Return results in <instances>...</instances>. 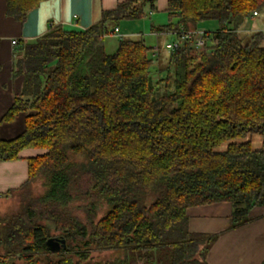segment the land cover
I'll use <instances>...</instances> for the list:
<instances>
[{
    "label": "trees",
    "instance_id": "1",
    "mask_svg": "<svg viewBox=\"0 0 264 264\" xmlns=\"http://www.w3.org/2000/svg\"><path fill=\"white\" fill-rule=\"evenodd\" d=\"M40 1L5 0L6 14L22 22ZM155 2L122 0L85 29L55 25L17 45L22 86L0 122L25 112V128L0 137V162L42 153L27 157L19 188L0 194L25 202L0 215L3 263L83 264L93 249L112 254L85 264H208L217 235L189 231L187 209L226 201L234 228L264 206V147L250 138L264 142V32H240L264 0H168L166 21L150 28L178 45L156 77V50L142 38L105 50L116 25ZM209 22L203 48L179 39ZM52 230L68 240L59 252L45 247Z\"/></svg>",
    "mask_w": 264,
    "mask_h": 264
},
{
    "label": "crops",
    "instance_id": "2",
    "mask_svg": "<svg viewBox=\"0 0 264 264\" xmlns=\"http://www.w3.org/2000/svg\"><path fill=\"white\" fill-rule=\"evenodd\" d=\"M120 1L122 0H41L28 11L25 19L20 22L6 14V2L0 0V119L13 103L14 97L20 93L22 86L23 77L14 75L12 67L19 42L38 38L48 28L55 25H62L68 29H85L100 20L103 10L114 8ZM167 1L156 0V9L153 12L148 11V14L141 19L122 21L116 25L118 32H122L123 37L142 38L146 44L152 46L156 50L157 66L162 65L164 61L166 62L165 59H168L169 56V52L165 54L159 50V39H167L169 36L164 33H153L150 27L151 25H161L166 21ZM253 17L251 15L250 18ZM247 22L241 32L247 30ZM248 30L249 32L257 30L264 32V24H254ZM14 39L17 40L16 44L11 43V40ZM152 53H155V51ZM25 116V112H20L10 121L0 122V137L9 139L20 134L25 128ZM40 153L42 151L39 149L28 148L20 152V158L0 162V194L8 189L15 190L19 188L27 180V157ZM4 200H10V198L6 199L0 195V201ZM230 213L231 205L226 201L190 207L186 213L188 215L187 228L189 231L223 233L225 226L230 221ZM250 215L254 219L249 226L256 228V234L253 236L245 235V238L255 240L251 246L260 250L264 256V206L254 208ZM222 235L214 244V248L217 244L219 245ZM229 235L231 234L228 233L224 236ZM212 251L213 248L206 255L207 263L222 264L214 258ZM10 258L14 262H18L19 254L16 253ZM6 261L10 263L9 259H6Z\"/></svg>",
    "mask_w": 264,
    "mask_h": 264
},
{
    "label": "rangeland",
    "instance_id": "3",
    "mask_svg": "<svg viewBox=\"0 0 264 264\" xmlns=\"http://www.w3.org/2000/svg\"><path fill=\"white\" fill-rule=\"evenodd\" d=\"M254 24L255 25H263L264 24V6L258 11L257 16H254L253 18L248 19L247 26H246L247 30H245V32H243V33L241 31L240 32L242 34L248 35L250 33L248 29L250 28V26H252ZM211 25H212L211 22H209V24L203 23L200 25V28L204 29V30H209V29H211ZM120 33L122 35V32H120ZM132 37H134V36H132ZM117 39L118 38L116 36L105 38V50L107 52L110 53V52L114 51L116 44H117ZM166 41H167L166 38H161V39H159V44H158L159 50L162 51L161 53H165V54H167V52H168L164 48V44ZM165 60H167V59H165ZM165 65H166V62L164 61V63L162 64V68L165 67ZM160 66L161 65H159V66L153 65L152 66V75L154 77L157 76V73L155 70L160 68ZM163 76H164V73H162V77ZM247 138H249V137H247ZM250 138L253 140L251 142H253V145L255 147H260V146L264 147V142H263V139L261 137L259 138V137L252 136ZM225 145H226V143H223L222 147H225ZM42 189H43V186L41 185L40 180L34 181L32 184L29 185V192L34 197L38 196L42 192ZM22 201L23 200L21 199V197H12V199H10V200H4L2 202L0 201V215H4V214L7 215V214H11V213H16L17 211H19L21 209V207L23 206V203H25ZM73 207H74V205H73ZM105 210H106V207L103 208V210L100 214H102ZM72 213L74 215H77L82 222L86 221L83 210L75 209L72 211ZM251 222H248V223H245L243 225L231 228L230 227L231 220H230L228 225L225 226L223 233L222 232H213V231L212 232H205V231H199V230L198 231L201 233H208V234H216L217 235L216 240H214L215 242L211 245L208 252H210L213 248L212 255L220 263H222V264H264V256H263L262 252L260 250H257V248H253L251 246L252 244H254L255 240H250L248 238H245V235L246 236H253L254 234H256L255 233L256 228H252L251 226H249ZM198 231H192V232H198ZM52 233L54 234V236H56L58 234H62V232H60V231L58 232V231H54V230H52ZM228 233H230L231 235H229L227 237L224 236ZM221 235L223 237L221 238L219 245L217 244L214 248V244L217 242L218 239H220ZM67 242H68V240H66V244H67ZM70 243L74 244V245L77 244L76 241H70ZM111 254L112 253L110 250L97 251V250L91 249L89 251V255H88L87 259H85L83 264H85L88 261L94 262V261H98V260H104V258H107Z\"/></svg>",
    "mask_w": 264,
    "mask_h": 264
},
{
    "label": "built area",
    "instance_id": "4",
    "mask_svg": "<svg viewBox=\"0 0 264 264\" xmlns=\"http://www.w3.org/2000/svg\"><path fill=\"white\" fill-rule=\"evenodd\" d=\"M252 15L255 16L257 15L256 11L252 12ZM112 35L116 36L117 38H121L123 37L119 32H118V28L117 26H115L112 30ZM178 37L180 40H190V39H194V46L199 47V48H203L204 45H206V42L209 40L208 36H206V32L204 29H197V30H182L180 32H178ZM167 36H169L164 44V48L170 52L172 51L177 45H178V41L175 39L174 34H168ZM12 44H16L17 40H11ZM0 264H11L7 261H5L4 263L2 261H0Z\"/></svg>",
    "mask_w": 264,
    "mask_h": 264
},
{
    "label": "water",
    "instance_id": "5",
    "mask_svg": "<svg viewBox=\"0 0 264 264\" xmlns=\"http://www.w3.org/2000/svg\"><path fill=\"white\" fill-rule=\"evenodd\" d=\"M45 245L50 252H59L66 248V239L62 234L59 236H50L46 239Z\"/></svg>",
    "mask_w": 264,
    "mask_h": 264
},
{
    "label": "flooded vegetation",
    "instance_id": "6",
    "mask_svg": "<svg viewBox=\"0 0 264 264\" xmlns=\"http://www.w3.org/2000/svg\"><path fill=\"white\" fill-rule=\"evenodd\" d=\"M57 236H59V235H57Z\"/></svg>",
    "mask_w": 264,
    "mask_h": 264
}]
</instances>
